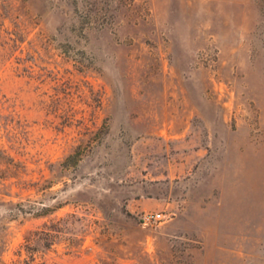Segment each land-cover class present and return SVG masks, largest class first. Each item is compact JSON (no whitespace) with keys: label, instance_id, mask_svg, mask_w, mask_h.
<instances>
[{"label":"rangeland","instance_id":"1","mask_svg":"<svg viewBox=\"0 0 264 264\" xmlns=\"http://www.w3.org/2000/svg\"><path fill=\"white\" fill-rule=\"evenodd\" d=\"M0 264H264V0H0Z\"/></svg>","mask_w":264,"mask_h":264},{"label":"built area","instance_id":"2","mask_svg":"<svg viewBox=\"0 0 264 264\" xmlns=\"http://www.w3.org/2000/svg\"><path fill=\"white\" fill-rule=\"evenodd\" d=\"M164 219L165 214L159 211H144L139 216L140 222L145 226L160 223Z\"/></svg>","mask_w":264,"mask_h":264}]
</instances>
